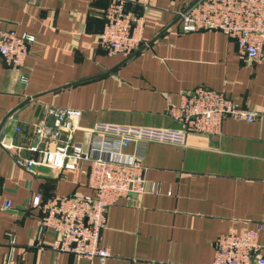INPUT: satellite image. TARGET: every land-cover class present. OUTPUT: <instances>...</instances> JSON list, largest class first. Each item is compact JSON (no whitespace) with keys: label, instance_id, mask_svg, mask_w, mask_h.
Segmentation results:
<instances>
[{"label":"crops","instance_id":"1","mask_svg":"<svg viewBox=\"0 0 264 264\" xmlns=\"http://www.w3.org/2000/svg\"><path fill=\"white\" fill-rule=\"evenodd\" d=\"M109 1L0 0V25L33 36L21 66L0 59V264H75L50 247L51 230L36 241L30 199L89 194L85 174L14 163L31 154L47 106L79 110L73 138L83 140L95 122L179 127L168 106L196 87L221 92L254 119L225 117L218 133H189L184 145L130 143L124 150L142 155L145 191L106 209L102 264H211L216 236L256 223L264 255V49L249 60L220 31L182 32L176 13L195 0H132L125 7L143 16L140 44L107 54L96 33Z\"/></svg>","mask_w":264,"mask_h":264},{"label":"built area","instance_id":"2","mask_svg":"<svg viewBox=\"0 0 264 264\" xmlns=\"http://www.w3.org/2000/svg\"><path fill=\"white\" fill-rule=\"evenodd\" d=\"M132 0H110L103 10V23L96 33V43L107 54L128 55L140 44L143 16L126 10ZM182 32L220 31L234 40L238 51L249 60H258L264 49V0H195L176 13ZM1 23V21H0ZM33 42L29 34H16L0 25V59L11 67L22 65ZM169 116L179 127H151L95 122L83 129L86 136L75 140L80 112L73 108L47 106L42 117L33 124L34 143L29 156L15 157L14 163L25 169L78 170L86 176L91 193L53 195L41 200L38 194L30 206L39 210L36 241L45 229L54 234L50 247L69 252L90 264H102L108 248L99 244L108 206L119 197L137 196L145 191L142 155L128 153L130 144L155 141L184 145L189 133L216 134L225 117L250 122L255 113L241 108L221 92L196 87L179 94L177 104H170ZM14 129L19 131V127ZM34 154V155H32ZM5 202L4 207H8ZM261 223L253 227H229L213 240L211 264H264L258 253L257 233Z\"/></svg>","mask_w":264,"mask_h":264}]
</instances>
